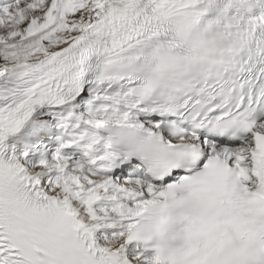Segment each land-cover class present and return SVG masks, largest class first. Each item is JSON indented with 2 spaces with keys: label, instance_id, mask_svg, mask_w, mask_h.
<instances>
[{
  "label": "bare ground",
  "instance_id": "obj_1",
  "mask_svg": "<svg viewBox=\"0 0 264 264\" xmlns=\"http://www.w3.org/2000/svg\"><path fill=\"white\" fill-rule=\"evenodd\" d=\"M5 1L0 0V3ZM51 1L44 4V0H36L30 6H14L19 18L18 35L0 42V140L59 209L81 225L96 247L127 264H161L155 255L145 253L142 245L132 242L130 235L137 226L135 217L144 206L160 201L158 196L164 186L145 184L138 177H115L116 168L122 166V162L114 159L118 151L106 134L108 127L145 128L139 100L130 95L129 90L112 84L89 87L66 105L30 116L21 114L27 100L13 104L2 100L6 94L72 65L85 52L86 40L115 17V7L106 4V0ZM33 8L34 14L28 23L30 17L25 19V16ZM4 11L8 13L9 7ZM18 40L19 45L6 44ZM84 98L89 106L80 118L78 103ZM95 99L96 104L92 101ZM57 117H66L75 133L69 140H63L64 146L84 151L86 161L58 158L62 161L58 163L62 173L67 170L62 163L72 162L73 169L66 173L71 180L58 177L49 186L43 170L28 168L27 157L21 154V149L34 140L51 138L50 122ZM154 125L152 132L156 131ZM60 128L66 130L67 126L63 123ZM57 220L64 223L60 218ZM68 240L74 242L72 237ZM77 253L85 256L80 251ZM0 264H14L1 248Z\"/></svg>",
  "mask_w": 264,
  "mask_h": 264
},
{
  "label": "rangeland",
  "instance_id": "obj_2",
  "mask_svg": "<svg viewBox=\"0 0 264 264\" xmlns=\"http://www.w3.org/2000/svg\"><path fill=\"white\" fill-rule=\"evenodd\" d=\"M3 1H5V0H3ZM9 1H5V2H1L0 3V7H3L2 9H0V42L1 41H4L5 39L7 40L8 38H12V37L18 35V30H19L18 19L19 18L17 16V13L15 12L14 6H16V5L26 6V4H29V6H30L31 3H33L36 0H9ZM51 2H52L51 0H47V1L44 0L43 3L44 4L45 3L46 4H50ZM4 6H7V7H4ZM8 7H9V12L8 13H5L4 8L7 9ZM33 14H34V8H33V10L31 9V10H29L26 13L27 16H25V19H27V18L30 17L29 18L30 20H28V23H31V17H32ZM11 16H13L17 20H15L14 18L12 19ZM18 43L19 44L21 43L20 40L11 42V44L10 43H6V44L7 45L16 46V45H19ZM92 101L96 104L97 103L96 101H98V100L95 99V100H92ZM78 106H79V109L81 111L79 110L77 112V114H78L77 116L80 117V118H82L83 115H85L84 114V111L89 106L86 98H84L83 100H81L78 103ZM65 119H66V117H62V119L61 118H58V117H57V119L54 118L50 122V127L53 130H55V131L58 130V128L60 126L59 121L64 122ZM64 123L68 127V129H73L72 124H70L67 121H65ZM60 135H63L62 132H61ZM56 140H58V133H57V139ZM56 140H54L53 142H45L43 140H34L31 144H29V146L21 149V154L24 157H27V161H28V165H29L28 168L29 169L31 168V170H34V169H41V170H43L44 171L43 174L46 177V183L49 186L53 185L54 182H55V180L58 179V177H59L60 180H65V179L66 180L67 179L68 180L69 179L71 180V176L68 175V174H66V173H68L71 170V168L73 169L72 162L67 161L65 163H62V165L63 166H66V168H67L66 172L65 173H62L61 172V170L59 168L61 165H59L58 163L59 162H62V161L61 160L58 161V158H61L62 159V158H65L66 157V159H70L71 157H69L67 155H64V154L61 155V154H57L56 153V151L53 148L54 147L53 145L55 144V141ZM92 175L95 176L96 178L99 177V176L95 175L94 173ZM72 191H74V187L72 188Z\"/></svg>",
  "mask_w": 264,
  "mask_h": 264
}]
</instances>
